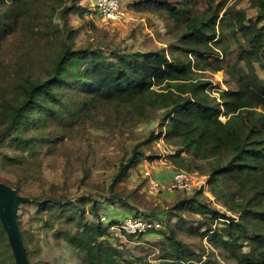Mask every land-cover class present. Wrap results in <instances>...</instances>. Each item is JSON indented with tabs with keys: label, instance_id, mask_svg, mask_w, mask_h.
Masks as SVG:
<instances>
[{
	"label": "trees",
	"instance_id": "trees-1",
	"mask_svg": "<svg viewBox=\"0 0 264 264\" xmlns=\"http://www.w3.org/2000/svg\"><path fill=\"white\" fill-rule=\"evenodd\" d=\"M248 1L255 20L229 0L128 3L127 11L164 21L169 56L164 48L127 51L105 40L76 45L70 14L100 18L79 0H0V148L10 142L20 154L57 155L65 140L90 129L133 134L159 122L120 159L101 202L93 195L30 199L38 213L71 212L54 236L79 264H264V81L255 72V65L264 71V0ZM218 72L226 90L207 77ZM157 141L174 149L166 159L173 170L205 178L212 198L202 202V190L178 198L167 208L173 225L155 212L131 215L136 190H120L130 170L157 158L142 149ZM102 202L124 216L115 219ZM126 217H154L159 227L121 232L125 239L152 235L158 242L128 251L101 221ZM181 234L205 241L208 252ZM0 264H15L1 223Z\"/></svg>",
	"mask_w": 264,
	"mask_h": 264
},
{
	"label": "rangeland",
	"instance_id": "rangeland-1",
	"mask_svg": "<svg viewBox=\"0 0 264 264\" xmlns=\"http://www.w3.org/2000/svg\"><path fill=\"white\" fill-rule=\"evenodd\" d=\"M119 1L125 12V17L121 21L107 22L91 12L84 14V20L73 13L70 14V24L77 30L76 45H83L87 40H105L127 51L164 48L170 56L168 44L171 35L164 21L155 15L127 11L126 5L134 0ZM229 2L237 9L244 10L246 19H256V10L251 8L248 0H229ZM79 5L89 8L90 11L94 10L93 0H79ZM91 25L95 31L90 30ZM255 72L264 81V71L257 65H255ZM207 77L214 89L228 88L222 72L207 74ZM158 130L157 120L139 125L133 134L90 129L65 140L59 147L57 155L46 154L43 150H40L36 156L30 152L20 154L13 143L5 142L0 148V182L13 188L20 196L29 199L60 196L77 199L93 195L95 200L101 202L98 196L107 195L108 186L120 159L130 154L132 146L143 143L144 137L150 131ZM142 149L146 154H154L157 158L152 161L142 160L138 167L130 170L120 183V190L126 196L136 190V198L132 200L135 210L131 212V215L137 213L142 216H151L155 212L163 215V221L169 220L173 225L176 220L167 213V208L178 198L187 197L197 190H202L199 199L202 202L212 200L205 178L196 173L192 174L197 178L194 183L198 184L190 192L159 193L148 197L144 192L145 172L148 171L157 179H167L171 171L166 169V166L170 165L166 159L174 149L166 147L160 141L155 142L151 150L147 146H143ZM86 154H88L86 162L81 163L78 159ZM170 166L173 170L172 165ZM101 205L106 206L107 211L114 215L119 214V217L115 219H121L124 216L125 211L121 208L117 211L105 202ZM70 213L58 211L38 213L36 205L31 203L19 207L17 224L29 264H79L75 258V252L66 247L63 238L54 236L65 227L67 217L72 215ZM152 219L156 220L154 217ZM44 222H49L52 229L47 231L43 226ZM193 225L197 226V223ZM114 235L121 245L134 254L136 247L145 244L154 245L158 242L152 235L130 240L125 239L121 233L115 232ZM180 239L198 252L207 253L209 250L205 241L197 237L181 234Z\"/></svg>",
	"mask_w": 264,
	"mask_h": 264
},
{
	"label": "built area",
	"instance_id": "built-area-1",
	"mask_svg": "<svg viewBox=\"0 0 264 264\" xmlns=\"http://www.w3.org/2000/svg\"><path fill=\"white\" fill-rule=\"evenodd\" d=\"M94 9L98 16L107 22L121 21L125 17V12L121 8L119 0H93ZM171 173L168 178L157 179L150 175L148 171L145 172L147 182L146 193L149 196H155L159 193H175V192H189L198 183H194L196 176L184 171L171 170V166H166ZM203 177V176H201ZM204 178V177H203ZM106 223L105 226L110 232H125L128 235H137L153 229H158L159 225L156 221L142 217H126L117 224H108L105 218L101 219Z\"/></svg>",
	"mask_w": 264,
	"mask_h": 264
},
{
	"label": "water",
	"instance_id": "water-1",
	"mask_svg": "<svg viewBox=\"0 0 264 264\" xmlns=\"http://www.w3.org/2000/svg\"><path fill=\"white\" fill-rule=\"evenodd\" d=\"M30 199L0 182V223L6 234L15 264H29L17 224L18 210Z\"/></svg>",
	"mask_w": 264,
	"mask_h": 264
}]
</instances>
